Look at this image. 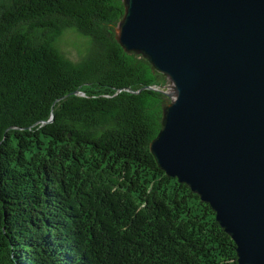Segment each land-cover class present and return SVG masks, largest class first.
Returning <instances> with one entry per match:
<instances>
[{"label":"trees","instance_id":"16d2710c","mask_svg":"<svg viewBox=\"0 0 264 264\" xmlns=\"http://www.w3.org/2000/svg\"><path fill=\"white\" fill-rule=\"evenodd\" d=\"M123 0H0V264H239L208 203L150 151L166 79ZM89 38L72 60L58 40Z\"/></svg>","mask_w":264,"mask_h":264},{"label":"water","instance_id":"95a60500","mask_svg":"<svg viewBox=\"0 0 264 264\" xmlns=\"http://www.w3.org/2000/svg\"><path fill=\"white\" fill-rule=\"evenodd\" d=\"M115 32L166 79L158 166L264 264V0H123Z\"/></svg>","mask_w":264,"mask_h":264},{"label":"rangeland","instance_id":"374dc122","mask_svg":"<svg viewBox=\"0 0 264 264\" xmlns=\"http://www.w3.org/2000/svg\"><path fill=\"white\" fill-rule=\"evenodd\" d=\"M89 38L80 36L75 31L69 30L58 40L59 50L72 60H79L87 51Z\"/></svg>","mask_w":264,"mask_h":264}]
</instances>
